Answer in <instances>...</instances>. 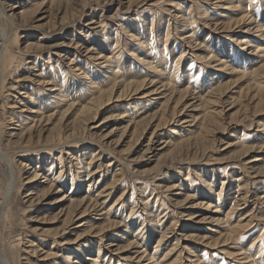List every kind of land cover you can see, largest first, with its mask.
I'll list each match as a JSON object with an SVG mask.
<instances>
[{
  "label": "rangeland",
  "instance_id": "374dc122",
  "mask_svg": "<svg viewBox=\"0 0 264 264\" xmlns=\"http://www.w3.org/2000/svg\"><path fill=\"white\" fill-rule=\"evenodd\" d=\"M232 1L0 0V264H264V0Z\"/></svg>",
  "mask_w": 264,
  "mask_h": 264
},
{
  "label": "bare ground",
  "instance_id": "6f19581e",
  "mask_svg": "<svg viewBox=\"0 0 264 264\" xmlns=\"http://www.w3.org/2000/svg\"><path fill=\"white\" fill-rule=\"evenodd\" d=\"M219 1H226V2H228V3H230V4H235V2L234 1H232V0H219ZM237 6V5H236ZM238 7V6H237ZM237 7H235V8H237ZM4 11V10H3ZM6 12V11H5ZM232 13H234V10H232ZM4 14V13H3ZM246 15H248V12H247V14L245 13V16ZM182 21L184 22V23H187V21H186V18H183L182 19ZM243 20L242 19H239L238 21H236L235 23H234V25H237V24H239V23H241ZM244 24V23H243ZM185 25H187V24H181L180 25V27H179V29H182L181 30V32H183L184 31V26ZM258 27H262L261 29H258L259 31L258 32H261V31H264V27L261 25H259ZM169 29V33L165 36V44H166V46H168V42H169V40L171 39V34H172V29H171V27H169L168 28ZM178 29V28H177ZM232 28H230L229 27V29H228V31H232L231 30ZM6 34V33H5ZM8 34V33H7ZM6 34V35H7ZM191 38H193V37H191V36H188V37H185V38H183V39H181V40H183L182 42L183 43H186V44H188L189 42H191ZM191 39V40H190ZM1 40V39H0ZM239 40V41H238ZM237 40V42L238 43H241V44H247V43H249L250 44V42H249V40L247 39L246 40V37H244V38H239ZM138 45H140V47L141 48H143L144 46L141 44V43H138ZM0 49H3V50H6V49H4V46L3 45H1L0 46ZM260 50L257 48V55L258 54H260V52H259ZM6 52V51H5ZM5 53H3V51L1 50L0 51V83H3V81L5 80V71H6V68H7V65L9 64V61H8V55H6ZM159 55H162L163 57H166V55H170V54H167V53H165V52H163V51H160L159 52ZM184 53H181V54H179V56H178V59L176 60V63H175V71H178V69H179V66H180V64L183 62V60L185 59L184 58ZM101 59H103L104 60V62H103V68L105 69V68H107V66L109 65V63H107L109 60H108V58H105V56H101L98 60H101ZM244 59H242L241 61H243ZM141 61H143L144 62V60H141ZM145 62H147V65H152V63H151V61L150 60H145ZM216 62L218 63H220L218 66L220 67V69L219 70H221V71H224L223 69H226V63L224 62V61H222V59H216ZM110 65H112L111 63H110ZM10 66V65H9ZM101 66V65H100ZM224 67V68H223ZM222 68V69H221ZM8 71V70H7ZM114 73H116V72H114ZM81 73H79L78 75H80ZM115 76H113L112 78H113V85L111 86V90L110 91H114L115 90V88L117 89V87H119V86H121L120 88H122V91H121V93L118 95V100L119 99H123V98H129V97H131V95L132 94H134V93H137V92H139L140 90H141V88L144 86V82H142V83H139V84H135L134 82H131V83H126V84H124V83H122V82H120V81H118L119 80V77L117 76V74H114ZM3 76V77H2ZM162 76V75H161ZM2 77V78H1ZM90 79V78H89ZM160 83H161V81H160ZM263 84V83H262ZM260 85V84H259ZM153 86V85H152ZM215 86H217V83H216V85ZM261 89H263L264 88V86L262 87V86H259ZM59 90V89H58ZM57 89H51V91H53V92H57L58 91ZM224 90H226L225 89V86H224V84L223 85H219V88H214V92H212L211 94H209L208 96H206V98L204 97H199V100L201 101V103L200 104H198L197 105V109H195V111H198L199 109L200 110H202V109H205V108H213V106L214 107H216V106H219L223 101V99L225 98V91ZM110 91H103L102 93H101V95L100 96H102L103 94H107L106 96H107V99L104 101L105 103H107V102H109L110 100H111V96H110ZM109 93V94H108ZM158 93V90H153V91H151L150 92V95H146V97H148V96H152V95H155V94H157ZM161 94H163V93H161ZM223 96V97H222ZM145 97V98H146ZM183 96H181L180 97V100H181V98H182ZM167 97H165V99H166ZM257 98H259L258 100H259V102L257 103V105H262V107L264 106V100H263V98H264V93L263 94H261L260 96H258ZM170 99V98H169ZM168 99V100H169ZM167 100V101H168ZM149 101H152V100H149ZM179 103V102H178ZM263 103V104H262ZM263 111H264V107H263V110H261L260 111V113H263ZM38 111H32V113H37ZM209 113V112H208ZM38 115H40V114H38ZM206 116V115H205ZM204 116V117H205ZM40 117V116H39ZM192 115H191V117H189L188 119H186V121H183L182 119H180V118H178V117H176L175 118V116H173V118L172 119H170V121H169V123L170 122H176L178 119V121H182L181 122V124H186V123H190V120L192 119ZM207 117V116H206ZM48 118H50V117H48ZM94 118V117H93ZM42 119V118H41ZM194 121V120H193ZM192 121V122H193ZM166 122V121H165ZM1 123V122H0ZM168 122H166V124H169ZM250 126H252L251 124H250ZM154 135H155V133H154ZM153 135V136H154ZM152 138V137H151ZM65 139V138H64ZM62 140V139H61ZM66 140H67V138H66ZM190 141V140H189ZM188 141V142H189ZM63 142V141H62ZM60 143L59 142V144H64V143ZM70 142V141H69ZM184 142V141H183ZM186 142H187V140H186ZM187 142V143H188ZM54 143V142H53ZM56 143V142H55ZM179 143V142H178ZM195 144H196V142H195ZM65 145V144H64ZM66 145H67V143H66ZM177 145V144H176ZM186 145V144H185ZM181 146V147H180ZM179 146V148H183V144L182 145H180ZM187 146V145H186ZM189 146V145H188ZM177 147H178V145H177ZM189 148V147H188ZM151 148L150 147H148V150H150ZM165 149V148H164ZM178 149V148H177ZM180 149V150H181ZM147 150V151H148ZM176 150V149H175ZM184 150V149H183ZM183 150H181V151H175V152H177L175 155L177 156H179L180 155V153L183 151ZM174 152V153H175ZM187 152V151H186ZM189 152V151H188ZM173 153V154H174ZM185 153V152H184ZM182 155H183V153H182ZM175 156V157H176ZM2 157V156H1ZM7 157V156H6ZM9 158V157H8ZM7 158V159H8ZM10 160L11 159H9V161L8 162H10ZM2 162V161H1ZM7 163V162H6ZM13 163V162H12ZM1 165V164H0ZM3 165V164H2ZM13 165V164H12ZM12 168V167H11ZM8 169V168H7ZM9 172V171H8ZM7 172V173H8ZM14 172V171H13ZM12 172V173H13ZM11 173V172H10ZM7 175V174H6ZM9 176V175H8ZM37 177H38V175H35L34 176V179L36 180L37 179ZM16 182H17V180H16ZM10 183V182H9ZM117 183V182H116ZM115 184V183H114ZM113 184V185H114ZM12 185H13V183H12ZM6 186V185H5ZM15 186V185H14ZM110 187H111V185H110ZM109 188V187H108ZM107 188V189H108ZM110 189V188H109ZM117 189V188H116ZM6 190V189H5ZM11 190V189H10ZM13 191V190H12ZM6 192H8V191H6ZM11 192V191H10ZM106 192H108V190L107 191H105V192H103V194H101V195H103L104 197H102V198H105V197H107V198H109L112 194H113V192H110V193H106ZM13 194V193H12ZM8 195V194H7ZM10 196V195H9ZM7 197V196H6ZM9 198V197H8ZM7 199V198H6ZM12 200V199H11ZM7 202V201H6ZM6 204V203H5ZM98 204V203H97ZM104 204V203H103ZM118 205V203H116L114 206H117ZM81 206V208H84V201H81L80 202V205H79V207ZM90 210H91V207H89V206H87V208L86 209H84L80 214H81V217H83V215L84 216H86L87 215V213L88 212H90ZM3 217V216H2ZM132 217V215L131 216H129V218H131ZM72 218H73V216H72ZM72 218H70V220L69 221H71V219ZM107 221H109V218H107ZM135 220H133L132 219V223L133 224H135V222H134ZM240 223H242V221H240ZM109 224H111L112 226H117V224H115V223H113V222H111V221H109ZM246 225V224H245ZM247 226H250V225H247ZM247 226H244V225H242V226H240V225H238V226H234V227H232V229L229 231L230 233H228L227 235H226V241L227 240H229L231 237H232V235H236L237 233H238V230L241 228V227H244V228H246ZM250 230V228L249 229H247L246 230V232L247 231H249ZM119 234H120V232H119ZM142 237H144V239L142 240V241H146V240H148V238H149V236L148 235H145L144 233H141L140 234ZM123 238H125V236L124 235H121ZM163 239V238H162ZM161 239V240H162ZM133 245V244H132ZM171 252V251H170ZM170 252H168V254H167V256H169V255H171V254H169ZM2 254V253H1ZM139 256H140V260L143 258V257H147V255L146 254H144V253H141V252H139ZM152 258V257H151ZM246 258H247V256H246ZM174 263H176V262H173V263H165V264H174Z\"/></svg>",
  "mask_w": 264,
  "mask_h": 264
}]
</instances>
